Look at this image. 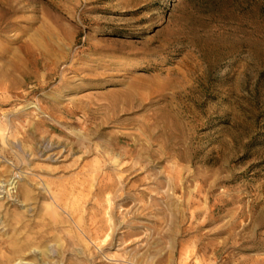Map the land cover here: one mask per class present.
<instances>
[{"label":"rangeland","instance_id":"1","mask_svg":"<svg viewBox=\"0 0 264 264\" xmlns=\"http://www.w3.org/2000/svg\"><path fill=\"white\" fill-rule=\"evenodd\" d=\"M28 240L264 264V0H0V258Z\"/></svg>","mask_w":264,"mask_h":264},{"label":"bare ground","instance_id":"2","mask_svg":"<svg viewBox=\"0 0 264 264\" xmlns=\"http://www.w3.org/2000/svg\"><path fill=\"white\" fill-rule=\"evenodd\" d=\"M24 195V194H23ZM25 198L29 199L30 194L28 191H25ZM42 241V239H41ZM37 242V240H36ZM34 242L32 240L25 241L21 244H10L8 247H6V252L8 255H4L3 258H0V264H8L15 261L16 258H20L21 261L27 260L30 257H35L36 254L31 253L30 249L33 246ZM47 248V247H46ZM43 250V257H48L49 250ZM30 251V253H29ZM6 256V257H5Z\"/></svg>","mask_w":264,"mask_h":264}]
</instances>
